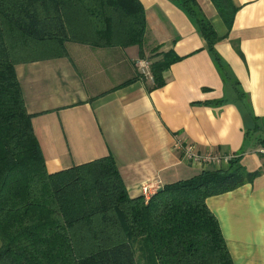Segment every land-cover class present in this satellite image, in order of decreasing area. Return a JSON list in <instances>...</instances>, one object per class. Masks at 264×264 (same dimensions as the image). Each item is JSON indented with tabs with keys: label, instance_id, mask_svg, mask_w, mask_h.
Returning a JSON list of instances; mask_svg holds the SVG:
<instances>
[{
	"label": "crops",
	"instance_id": "crops-1",
	"mask_svg": "<svg viewBox=\"0 0 264 264\" xmlns=\"http://www.w3.org/2000/svg\"><path fill=\"white\" fill-rule=\"evenodd\" d=\"M139 1L147 23L141 48L67 42L66 54L41 53L16 65L47 170L111 155L137 198L145 183L158 191L203 171L227 170L241 158L247 171L261 174L207 204L234 264H264V147L246 138L264 118V0H232L237 12L230 30L211 0H196L221 38L215 50L230 82L179 2ZM168 53L178 60L163 73L164 86L153 89L144 68ZM248 111L258 122L246 118ZM178 142L218 160L189 161Z\"/></svg>",
	"mask_w": 264,
	"mask_h": 264
},
{
	"label": "trees",
	"instance_id": "trees-1",
	"mask_svg": "<svg viewBox=\"0 0 264 264\" xmlns=\"http://www.w3.org/2000/svg\"><path fill=\"white\" fill-rule=\"evenodd\" d=\"M176 1L230 82L215 50L221 38L199 4ZM211 1L230 30L232 0ZM146 28L139 0H0V264H234L207 200L261 174L247 171L241 158L227 170L168 184L149 200L130 197L111 155L47 170L16 65L41 53L66 54L67 42L141 48ZM177 60L168 53L151 65L153 89L164 86L163 73ZM246 118L258 122L249 111ZM253 136L264 147V118L247 129L246 138Z\"/></svg>",
	"mask_w": 264,
	"mask_h": 264
},
{
	"label": "built area",
	"instance_id": "built-area-1",
	"mask_svg": "<svg viewBox=\"0 0 264 264\" xmlns=\"http://www.w3.org/2000/svg\"><path fill=\"white\" fill-rule=\"evenodd\" d=\"M176 149L181 150L184 153L185 158L189 161H199L206 164L211 161L218 160V158L216 157L198 156L197 154H195L194 149L192 147H184L181 142L177 143ZM261 153L264 155V149L261 150ZM141 191L144 198L146 200H149L152 195L156 192V188L150 183H145L143 184Z\"/></svg>",
	"mask_w": 264,
	"mask_h": 264
},
{
	"label": "rangeland",
	"instance_id": "rangeland-1",
	"mask_svg": "<svg viewBox=\"0 0 264 264\" xmlns=\"http://www.w3.org/2000/svg\"><path fill=\"white\" fill-rule=\"evenodd\" d=\"M147 72H150V69H151V65H149V64H146V67L144 68ZM181 151V150H180ZM192 162H194V161H192ZM139 255L140 254H142L143 255V252H139L138 253Z\"/></svg>",
	"mask_w": 264,
	"mask_h": 264
}]
</instances>
